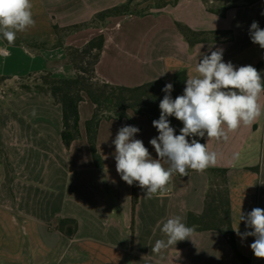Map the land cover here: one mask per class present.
<instances>
[{
	"label": "crops",
	"instance_id": "0c3cea01",
	"mask_svg": "<svg viewBox=\"0 0 264 264\" xmlns=\"http://www.w3.org/2000/svg\"><path fill=\"white\" fill-rule=\"evenodd\" d=\"M30 2L35 25L16 37L37 39L47 49L33 53L27 47L6 46L2 49L6 54L0 56V76L75 78L65 51L53 48L59 41L53 24L89 22L128 0ZM132 4L134 13L111 18L106 27L87 28L66 40L67 45L83 47L105 36L96 66L101 80L130 88L163 81L174 89L176 74L198 75V60L218 49L223 50L224 62L237 68L252 65L264 75V49L249 35L253 21L264 29V0H133ZM178 24L194 32L219 34L191 44ZM2 99L0 264H241L239 254L255 264L250 248L255 238H242L232 228L241 204L245 214L256 207L264 209V92L259 97L262 114L251 125L228 131L227 140L206 136L208 150L217 153L215 165L203 172L188 169V176L174 174L166 185L171 193L151 199L135 182L129 186L121 179L112 143L121 127L135 126L140 129L135 138L157 158L149 141L159 133L149 116L130 111L122 120L101 121L97 151L102 164L97 167L86 133V122L95 109L88 98L79 107L81 137L68 147L62 137L63 107L49 95L19 91ZM134 192L138 202L133 212ZM227 206L231 226L226 225ZM176 215L187 226H195L192 241L153 253L156 240H166L158 223L162 226ZM239 230L251 231L243 221Z\"/></svg>",
	"mask_w": 264,
	"mask_h": 264
},
{
	"label": "clouds",
	"instance_id": "9594fccd",
	"mask_svg": "<svg viewBox=\"0 0 264 264\" xmlns=\"http://www.w3.org/2000/svg\"><path fill=\"white\" fill-rule=\"evenodd\" d=\"M31 9L30 0H0V35L9 45L14 44L18 32L35 25ZM249 35L252 43L264 49V29L258 22L251 23ZM195 71L198 75L187 78L183 94L175 99L171 96L172 83L162 89L165 95L159 103L160 116L152 121L159 135L149 141L157 158L152 157L142 140L135 138L140 131L138 127H121L112 141L117 173L129 186L135 182L149 199L165 190L174 174L188 176V169L203 172L215 165L217 153L209 151L207 143L202 144L195 137L227 140L228 131L237 130L241 124L251 125L262 114L259 97L264 92V81L252 65L237 68L231 62L226 63L223 50L218 49L210 55L203 54ZM173 116L183 124L179 135L169 120ZM234 155L238 157V153ZM241 221L251 231L241 233ZM158 227L166 240H156L151 247L153 253L191 240L195 232V226H187L179 215L168 218L162 226L158 223ZM232 229L242 238L254 237L250 248L256 258H264V209L256 207L245 214L241 204L238 222Z\"/></svg>",
	"mask_w": 264,
	"mask_h": 264
},
{
	"label": "trees",
	"instance_id": "16d2710c",
	"mask_svg": "<svg viewBox=\"0 0 264 264\" xmlns=\"http://www.w3.org/2000/svg\"><path fill=\"white\" fill-rule=\"evenodd\" d=\"M257 0H247V3H253ZM133 0L116 8L100 12L89 22L76 24L72 26L60 27L53 24V29L58 36V43L53 48H62L65 51L69 65L76 71L75 78L55 77L52 74H44L36 78L33 83L20 84V88L25 92L35 91L41 94L49 95L53 101L63 107L64 130L62 137L65 145L68 147L73 141L81 137L79 130L80 113L79 107L81 102L88 98L95 106L94 114L90 120L86 122L87 140L90 146L93 160L97 167L102 164L101 158L97 151V135L98 128L103 120L119 119L127 117L130 111L135 114L147 115L151 120H157L160 116L159 103L163 99L165 93L162 91L165 83L156 81L144 84L139 87H125L111 85L101 80L96 74V66L100 61L104 46L105 36L99 35L93 38L83 47H74L67 45L66 40L69 36L87 28L106 27L109 19L134 13L135 6ZM178 27L185 37L189 39L191 44L206 41L204 36L212 34L218 35L219 32H194L182 24ZM216 39V38H215ZM18 46L27 47L30 50L40 51L47 49V44L37 39H20ZM264 81V75L261 76ZM10 79L7 76H0V85ZM187 80L186 71H181L175 76L174 89L171 96L175 99L183 94V90ZM172 127L175 134H180L183 127L181 121L174 116L170 117ZM200 143L206 144L204 138L195 137ZM188 139H192L189 137ZM214 172L225 174V170H213ZM138 202L136 193L133 194V212ZM227 224L231 226L230 207L227 206ZM230 242L235 247L233 232L228 234ZM239 260L241 264H250V261L240 254Z\"/></svg>",
	"mask_w": 264,
	"mask_h": 264
},
{
	"label": "rangeland",
	"instance_id": "374dc122",
	"mask_svg": "<svg viewBox=\"0 0 264 264\" xmlns=\"http://www.w3.org/2000/svg\"><path fill=\"white\" fill-rule=\"evenodd\" d=\"M212 5V4H210ZM20 39H18L16 37V40L14 42L13 45H9L8 42L6 41V39L0 37V56L6 54L5 49L6 46H18L20 43ZM33 53H35L36 51L30 50ZM44 74H37V75H31V76H27V77H19V78H10L7 81H5L3 84L0 85V102H3L4 100L2 99L3 97H7L10 94H16L19 91H24L20 88V84H25L27 82L29 83H33V81L36 78H39L40 76H42ZM255 264H264V258H256L254 260Z\"/></svg>",
	"mask_w": 264,
	"mask_h": 264
},
{
	"label": "built area",
	"instance_id": "2783aa9c",
	"mask_svg": "<svg viewBox=\"0 0 264 264\" xmlns=\"http://www.w3.org/2000/svg\"><path fill=\"white\" fill-rule=\"evenodd\" d=\"M171 193V189H169L167 186L165 187V190L163 191H159L157 194H155L156 196H159V195H168Z\"/></svg>",
	"mask_w": 264,
	"mask_h": 264
},
{
	"label": "water",
	"instance_id": "95a60500",
	"mask_svg": "<svg viewBox=\"0 0 264 264\" xmlns=\"http://www.w3.org/2000/svg\"><path fill=\"white\" fill-rule=\"evenodd\" d=\"M0 37H2V35H0ZM3 38V37H2Z\"/></svg>",
	"mask_w": 264,
	"mask_h": 264
}]
</instances>
